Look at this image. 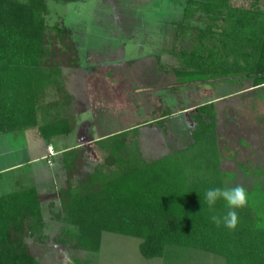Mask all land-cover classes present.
Instances as JSON below:
<instances>
[{"label": "trees", "instance_id": "1", "mask_svg": "<svg viewBox=\"0 0 264 264\" xmlns=\"http://www.w3.org/2000/svg\"><path fill=\"white\" fill-rule=\"evenodd\" d=\"M49 1L0 0L1 131L38 126L50 137L75 126L63 68L79 65V51L69 26L47 22ZM186 2V16L201 11L207 22L180 24L177 34L189 38L191 46L179 51L182 64L170 69L182 82L242 74L252 76L254 87L264 85V7L259 0L250 9L237 8L230 0ZM171 114L167 108L164 117L149 124L169 133L165 119ZM191 116L192 141L158 158L144 156L139 125L97 140L107 154L91 172L84 170L86 148L66 151L67 184L60 190L56 215L66 213L69 224L77 227L76 247L97 252L102 233L113 231L140 237L146 257L165 256L168 245H180L220 255L226 264H264V167L254 171L251 185L235 184L234 173L221 167L215 101L197 105ZM236 185L246 189L248 204L236 209L234 230L223 223L218 227L211 217H223L228 209L223 200L210 209L204 193ZM45 224L35 189L2 195L0 264H43L26 239L45 242Z\"/></svg>", "mask_w": 264, "mask_h": 264}, {"label": "rangeland", "instance_id": "2", "mask_svg": "<svg viewBox=\"0 0 264 264\" xmlns=\"http://www.w3.org/2000/svg\"><path fill=\"white\" fill-rule=\"evenodd\" d=\"M253 1L230 0V3L237 8L250 9ZM259 5L264 7V0H259ZM186 7V0H50V12L46 14V19L49 23L60 22L70 27L80 53V62L85 66L82 68L86 72L93 70L92 63H99L97 69L105 70L103 64L106 65V61H126L136 70L141 67L154 72L163 65L171 68L182 64L179 51L191 46L189 38L177 34L182 22L206 25L204 13L198 11L189 18L185 13ZM126 67L120 64L117 69ZM98 71L87 79L91 87L95 82H103L99 75L103 73ZM155 79L157 77L149 78L150 82ZM252 84V76L242 74L190 83H183L176 75V104H166L176 112V117L167 121L169 133H164L158 127L144 129L147 132L142 143L145 157L158 158L191 142L190 129L194 124L191 112L196 111L200 103L215 98L218 100L215 107L221 167L234 173L235 184L251 185L255 179L254 171L264 167V85L257 88ZM92 105L95 111L86 112L89 118L94 114L99 115L98 119L110 112L115 114V110H110L111 106L117 111L120 108V113H128L129 110V104ZM151 116L150 108L149 119ZM143 119L144 116L139 120ZM130 121L136 120L125 118L116 123L111 118L109 125L103 129L120 132ZM96 153L91 161L104 160L105 152L97 150ZM23 189L37 191L35 185H25L9 193ZM52 198L56 199L55 206L46 203L51 199L49 196L43 198L46 201L44 232L48 238L45 242L30 236L26 239L33 254L43 264H74L76 259H89L90 264H226L220 255L180 245H168L165 256L146 257L140 250V237L113 231L102 233L97 252L76 247L74 239L77 227L69 224L66 213L61 217L56 215L60 209L59 201L56 196Z\"/></svg>", "mask_w": 264, "mask_h": 264}, {"label": "crops", "instance_id": "3", "mask_svg": "<svg viewBox=\"0 0 264 264\" xmlns=\"http://www.w3.org/2000/svg\"><path fill=\"white\" fill-rule=\"evenodd\" d=\"M122 63L127 67L123 70L117 69L120 64L124 65ZM94 64L92 63L93 70L87 72L82 68L85 66L81 62L75 68L64 69L65 84L73 96L71 104H73L75 117V126L70 132L54 133L50 137H45L36 126L14 131L0 130V197L21 186L35 185L42 202L43 212L46 203L55 206L56 199L52 198L53 196L57 197V202L59 201L57 204L61 207L60 190L67 184L64 165V154L67 150L73 147L86 148L84 157L87 164L84 170L93 171L104 161H91L94 154H97V150L107 154L106 150L96 143L97 140L116 133L103 129L104 126L109 125L111 118H114L116 123L129 118L136 121L128 122L125 129L140 126L138 138L143 151L142 143L147 133L144 129L158 127L149 123L164 117L165 110L170 108L166 104H176L175 69L163 65L159 71L156 69L153 72L141 67L136 70L126 61H106V65L103 64L105 70H102L103 68L96 67L99 63ZM97 70L103 73L99 74L103 82L101 84L94 81L95 84L91 87L87 79ZM150 77H157V79L150 82ZM212 101L218 100L210 98L207 102ZM79 104L84 106L81 107ZM92 104H129V110L128 113H120L118 112L120 108L117 111V108L111 106L110 110H115V114L110 112L105 114L106 116L102 115L100 119L98 114H94L92 118H89L86 112L94 109ZM149 104H155V106L150 107ZM150 108L152 116L149 119ZM143 116L144 119L139 120ZM174 117L176 112L172 111V114L165 119V123L169 126L167 121ZM102 129L103 131H100ZM50 146L54 148L53 154L49 152ZM143 154L145 156L144 151ZM48 196L51 199L46 202L43 198Z\"/></svg>", "mask_w": 264, "mask_h": 264}, {"label": "clouds", "instance_id": "4", "mask_svg": "<svg viewBox=\"0 0 264 264\" xmlns=\"http://www.w3.org/2000/svg\"><path fill=\"white\" fill-rule=\"evenodd\" d=\"M219 200L224 201L225 208L228 210L223 217L213 215L211 221L218 227L223 223L224 227L234 230L239 219L236 209L244 208L248 204V193L242 185H236L231 188L216 187L205 191L204 201L210 209Z\"/></svg>", "mask_w": 264, "mask_h": 264}, {"label": "built area", "instance_id": "5", "mask_svg": "<svg viewBox=\"0 0 264 264\" xmlns=\"http://www.w3.org/2000/svg\"><path fill=\"white\" fill-rule=\"evenodd\" d=\"M49 152L51 153V154H53L55 151H54V148L52 147V146H50L49 147Z\"/></svg>", "mask_w": 264, "mask_h": 264}]
</instances>
